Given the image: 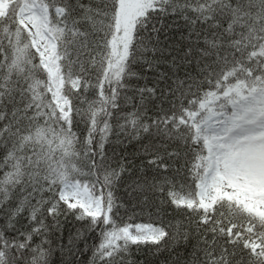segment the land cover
I'll return each instance as SVG.
<instances>
[{
	"label": "snow or ice",
	"instance_id": "obj_1",
	"mask_svg": "<svg viewBox=\"0 0 264 264\" xmlns=\"http://www.w3.org/2000/svg\"><path fill=\"white\" fill-rule=\"evenodd\" d=\"M0 264H264V0H0Z\"/></svg>",
	"mask_w": 264,
	"mask_h": 264
}]
</instances>
